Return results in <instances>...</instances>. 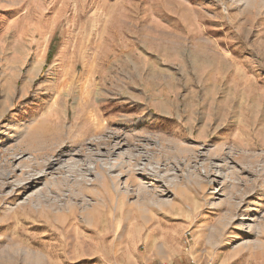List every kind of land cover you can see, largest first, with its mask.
<instances>
[{
    "label": "rangeland",
    "instance_id": "1",
    "mask_svg": "<svg viewBox=\"0 0 264 264\" xmlns=\"http://www.w3.org/2000/svg\"><path fill=\"white\" fill-rule=\"evenodd\" d=\"M0 264H264V0H0Z\"/></svg>",
    "mask_w": 264,
    "mask_h": 264
},
{
    "label": "built area",
    "instance_id": "2",
    "mask_svg": "<svg viewBox=\"0 0 264 264\" xmlns=\"http://www.w3.org/2000/svg\"><path fill=\"white\" fill-rule=\"evenodd\" d=\"M188 234L190 235V233L189 232H187V235H186V237L188 238ZM188 240V239H187Z\"/></svg>",
    "mask_w": 264,
    "mask_h": 264
}]
</instances>
